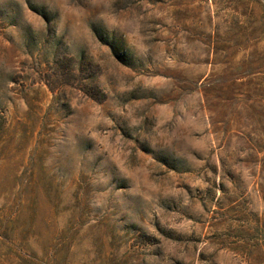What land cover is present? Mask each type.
I'll return each instance as SVG.
<instances>
[{
	"label": "rangeland",
	"instance_id": "rangeland-1",
	"mask_svg": "<svg viewBox=\"0 0 264 264\" xmlns=\"http://www.w3.org/2000/svg\"><path fill=\"white\" fill-rule=\"evenodd\" d=\"M0 264H264V0H0Z\"/></svg>",
	"mask_w": 264,
	"mask_h": 264
}]
</instances>
